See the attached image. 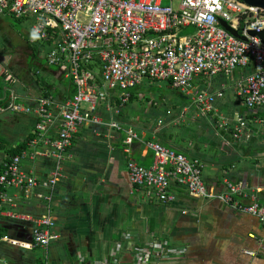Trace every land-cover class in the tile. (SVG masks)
<instances>
[{
	"label": "built area",
	"instance_id": "obj_1",
	"mask_svg": "<svg viewBox=\"0 0 264 264\" xmlns=\"http://www.w3.org/2000/svg\"><path fill=\"white\" fill-rule=\"evenodd\" d=\"M0 15L31 21L30 42L53 43L47 62L72 81L76 90L73 97L62 101L42 96L25 104L14 87L9 89L8 105L0 113L31 115L36 123L27 147L6 158L0 167V207L5 208L2 214L30 223L32 233L30 242L5 236L0 237V243L48 253L55 239V191L75 134L84 125L122 130L113 118L105 122L100 110L119 115L130 101L131 91L145 81L169 82L175 90L191 96L206 116L215 110L222 94L198 90L194 81L248 70L237 82L238 95L249 109L264 113V44L249 34L264 30V9L241 0H0ZM223 22L240 37L229 32ZM188 29L193 31L185 33ZM6 73L4 80L17 84L13 73ZM115 93L117 100L113 99ZM258 116L250 122L243 117L234 121L222 118L219 124L232 131L235 139L243 140L250 134V123L264 127V115ZM127 133L126 144L138 139L133 129ZM145 145L153 154V165L126 164L135 189H148L149 195L153 191L160 202L170 204L177 199L171 190L176 185L192 198L220 201L264 225V204L245 182L225 179L224 190L217 192L205 182L199 159L159 142L146 141ZM39 159H52L53 168L38 174L34 166ZM26 163L32 164L28 170ZM10 189L17 190L22 201L40 199L44 213L31 216L15 212L18 203ZM134 254L136 264H152L155 259L180 256L181 252L153 245ZM115 259L108 264H119Z\"/></svg>",
	"mask_w": 264,
	"mask_h": 264
},
{
	"label": "crops",
	"instance_id": "obj_2",
	"mask_svg": "<svg viewBox=\"0 0 264 264\" xmlns=\"http://www.w3.org/2000/svg\"><path fill=\"white\" fill-rule=\"evenodd\" d=\"M0 17V38L4 41L3 44L0 40V59H11L12 42L30 44V32L25 31L27 37L16 33L5 16ZM192 31L188 29L185 33ZM38 65L39 72H46L60 82L53 84L52 90L60 92L58 100H64L69 85L63 75L49 65ZM246 72L238 69L229 77L202 76L194 81L198 90L222 94L216 100L215 110L206 116L199 112L191 96L179 91L186 103L179 108L174 106L175 110L159 111L158 102L164 99H157L162 95L146 90L144 83L132 90L134 100L119 115L100 110L105 122L113 118L123 129L84 125L75 134L55 191L52 210L55 239L48 253L2 242L0 264H108L115 258L119 264H136L134 253L153 245H164L181 254L155 259L152 264H264V225L257 218L236 212L217 200L192 198L185 188L176 185L171 187L176 201L162 203L153 191L149 195L148 189L133 187L126 165L135 161L151 167L153 154L145 142L156 141L190 158H198L204 165L205 182L217 192L224 190L225 179L243 181L264 204V127L252 122L249 136L237 140L232 131L219 124L222 118L234 121L243 117L250 122L255 115H264L262 110L249 109L238 95L237 82ZM166 84L169 90L174 89L169 82ZM35 87L36 90L29 83H22L15 85L14 90L23 103L31 104V98L41 97V88ZM112 95L114 100L119 97L117 93ZM35 121L31 115L0 113V132L4 134L0 136V167L8 157V150L31 136ZM129 129L138 135L132 144L125 143ZM15 139L18 141L14 142ZM25 165L26 170L32 166ZM53 165L52 159H39L34 167L43 175ZM9 194L18 203L15 212L31 216L44 213L40 199L22 201L14 189ZM1 216L4 236L31 241L30 223L6 214Z\"/></svg>",
	"mask_w": 264,
	"mask_h": 264
},
{
	"label": "rangeland",
	"instance_id": "obj_3",
	"mask_svg": "<svg viewBox=\"0 0 264 264\" xmlns=\"http://www.w3.org/2000/svg\"><path fill=\"white\" fill-rule=\"evenodd\" d=\"M4 19L7 23H9L10 26H12V28L14 29V32H16V33L26 36L25 31L30 32L31 22L21 21V22L17 23V22H15L14 19L5 18V17H4ZM0 40H2V43L4 44L2 37L0 38ZM12 44H14V48L11 50L12 52L9 53L12 56L11 59H9V57L0 59V74H5V76H7L6 72H7V70H9L10 72L13 73V75L16 74L18 77H20V79L26 80L31 85V87L33 86V89L36 90L35 89L36 88L35 83L38 80V79H36L38 76V73H37V69L39 68L38 63H41V65L43 64V65L48 66V64L46 63V60H45L46 54L40 53L38 55V57L36 58V56L33 55V51L30 49V47L28 46V44L26 42H24V41L21 42L19 40L16 42H12ZM42 58H43V60H42ZM51 69L55 70L54 68H51ZM14 72H15V74H14ZM40 74H41L40 79H43L45 81V83H48L49 85L60 83L59 81H56L53 78H51V76L46 72H42ZM6 78H5V80H6ZM144 86L147 88L146 90L150 89L152 92H155L157 95L158 94L162 95L161 99H157V100L164 99L163 102H158V106H157V109L161 112L163 110H166L167 108H172L175 110L174 106H177L179 108L184 103H186V100L184 98H182L177 93L178 92L177 90H175V89H173L172 91L169 90L166 82L145 81ZM151 91H149V92H151ZM38 92H40V91L38 90ZM180 93H182V92H180ZM143 102H146V101L143 100ZM2 135H4V134L2 132H0V136H2ZM17 141H18V139H15L14 142H17ZM205 176L206 175L204 173L203 174L204 179H205ZM3 243H5V242H3ZM28 250H30V249H28Z\"/></svg>",
	"mask_w": 264,
	"mask_h": 264
},
{
	"label": "trees",
	"instance_id": "obj_4",
	"mask_svg": "<svg viewBox=\"0 0 264 264\" xmlns=\"http://www.w3.org/2000/svg\"><path fill=\"white\" fill-rule=\"evenodd\" d=\"M6 18H10V19H14L15 22L19 23L21 21H25L23 19H16L14 17H10V16H5ZM31 22V21H30ZM30 35H31V32L29 34V40H30ZM40 41V42H38ZM52 42L50 41H41V40H35L34 43H28L30 49L33 51V55L36 56V58L38 57V55L40 53H45L46 54V63L48 64L47 62V55L49 53V51L53 48L52 46ZM41 60V59H40ZM43 60V58H42ZM41 60V61H42ZM49 65V64H48ZM50 66V65H49ZM50 67H53V68H56L58 69L57 67H54V66H50ZM39 69V68H38ZM37 69V73H38V76L36 79H38L36 81V85H38V87H40V96L42 97H48V96H53L55 98L59 97L60 95V92H54L52 90V85H49L48 83H45V81L43 79H40V76H41V72H39V70ZM15 74V72H14ZM15 76V79L18 81L17 84H28V82L26 80H22L20 79V77H18L16 74L14 75ZM6 78L5 74H0V109L3 108V107H6L8 105V101H9V89L11 87H14L15 85H11L9 83H7L4 79ZM63 80H65V82L68 83L69 85V88L67 89L68 90V95L69 97H73V95L75 94L76 90H75V87L72 83V81H70L68 78H65V76L63 75L62 76ZM5 89H6V92H5ZM134 100V94L132 93L131 91V98H130V101ZM36 123V121H35ZM31 137V136H30ZM29 137V138H30ZM28 138V139H29ZM27 139V141H28ZM27 141L26 142H23L21 145H18L16 148H12L10 150H8V157H12V156H15V155H18L22 152V150H24L26 147H27ZM156 142V141H155ZM195 159H198V158H195ZM1 168H0V173H1ZM1 190L2 188L0 187V193H1ZM5 211V208L4 207H0V220L2 219V216L1 214ZM0 237H5L3 235V230L0 228ZM7 237V236H6ZM39 249V248H37ZM42 264V263H41Z\"/></svg>",
	"mask_w": 264,
	"mask_h": 264
},
{
	"label": "water",
	"instance_id": "obj_5",
	"mask_svg": "<svg viewBox=\"0 0 264 264\" xmlns=\"http://www.w3.org/2000/svg\"><path fill=\"white\" fill-rule=\"evenodd\" d=\"M244 3L250 5V6H254V7H258L261 9H264V0H241ZM222 25L229 31L231 32L233 35H235L236 37H240L239 33L233 29H231L227 23L223 22ZM251 36L253 37H258L261 42L264 44V30L263 31H251L249 33ZM243 40H246V38H242Z\"/></svg>",
	"mask_w": 264,
	"mask_h": 264
},
{
	"label": "clouds",
	"instance_id": "obj_6",
	"mask_svg": "<svg viewBox=\"0 0 264 264\" xmlns=\"http://www.w3.org/2000/svg\"><path fill=\"white\" fill-rule=\"evenodd\" d=\"M17 85V84H16ZM15 247V246H14Z\"/></svg>",
	"mask_w": 264,
	"mask_h": 264
}]
</instances>
